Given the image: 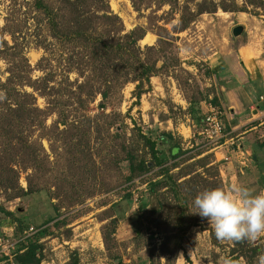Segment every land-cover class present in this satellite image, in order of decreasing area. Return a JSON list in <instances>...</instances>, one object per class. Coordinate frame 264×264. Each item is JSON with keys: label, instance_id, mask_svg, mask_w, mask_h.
I'll use <instances>...</instances> for the list:
<instances>
[{"label": "rangeland", "instance_id": "1", "mask_svg": "<svg viewBox=\"0 0 264 264\" xmlns=\"http://www.w3.org/2000/svg\"><path fill=\"white\" fill-rule=\"evenodd\" d=\"M109 2L112 10L121 17L126 30L136 25L146 29L147 35L142 41L139 40L141 47L157 44L158 30L155 25L162 24L159 18L163 11L168 10V5L151 12V8H155L153 5L138 15L131 6L130 0H109ZM113 2L117 4L116 9L112 5ZM238 2L240 4L242 0ZM7 6L8 0H2L0 26L4 23ZM259 12L258 15H254L246 11H224L218 7L213 13H202L187 29L172 32L177 37L167 47L168 51L177 56L180 65L169 71L159 69L158 75H155L157 77H154L152 81L150 78L151 89L141 94L139 99L133 96L135 82L129 81L111 94L105 108L98 106L101 99L99 94L90 100L84 111L80 110L76 114L75 119L79 121L76 128L58 123L59 130L65 129L63 134H59L51 141L41 137L40 142L46 157L44 156L45 159L39 171L28 168L19 178L20 184L26 187L25 176L30 174L33 182L41 187V191L6 199L0 190V204L13 212L12 215H6L0 211V240L7 239L9 244L16 248L19 241L32 232L42 231L46 226H50V233L41 234L40 241L43 242L44 257L40 264H68L73 251L77 252L78 264H117L116 260L108 256L101 234L102 226L109 220L103 217L112 205L113 208L109 212L117 218L115 231L111 235L112 250L121 256L125 264H149L150 255L155 256L157 252L153 251V248L158 246L159 242L156 243V241L159 240L146 239L147 228L139 215V207L145 205L151 208L157 204L154 194L148 191L145 180L154 177L158 167H153L127 183L125 176L129 173V165L127 161L121 159L124 152L120 143L124 140L126 144H130L132 139H138V132L155 137L162 130H169L174 134L173 140L179 142L183 148H190L193 144L192 152L203 147L207 148L203 137L198 134L203 125V115L199 108L200 103L195 100L200 97L206 98L207 93L218 85L219 79L217 77L216 80L212 76L209 62L216 63V59L225 52L235 55L238 52L236 47L242 42L258 43L257 47L259 46L264 57V13L262 10ZM175 22L176 20H173L165 26L171 30ZM236 24H242L245 29L239 37L241 39L238 40L232 36V27ZM148 35H151L152 39L145 41ZM4 38L11 43L8 34H5ZM53 48V50L50 49L51 52H48L34 43L25 48L24 55L29 64L26 69L29 70L32 80L48 73L53 76L51 84H56L64 75L67 76L62 69L64 60L57 51V46ZM250 54L253 56V52ZM163 60L165 58L160 57L158 67ZM6 66L5 60L0 59V71ZM76 76L75 72H69L68 78L74 79ZM25 89L32 91L27 85ZM35 94L38 105L43 107L46 100ZM186 99L193 100L191 106L197 112L193 113L197 121L194 126L190 120H187L190 115L187 108L190 105H186ZM183 104L187 107L185 110L182 108ZM164 111H168L169 116L174 120L173 126L171 122L161 120ZM83 112L92 117L101 113L109 116H98L93 118L92 122L84 123ZM224 116L225 114L222 115V120ZM56 118V114L49 115L45 124L50 126ZM181 122L185 125L189 124L195 134L188 137L189 129L183 126L180 132L176 126ZM109 123L111 125H108ZM31 128H33L31 129V140H33L39 129L35 126ZM77 129H85L86 135L81 138ZM263 138L264 136L261 140ZM257 140H249V144H255L256 151L258 150ZM50 142L52 148H50ZM230 146L233 147L229 150L230 157L217 155V158H220L216 161L218 167L221 163L231 160V154H234L240 163L236 161L234 174H232L233 170L229 173L223 170L224 186L237 184L253 190L254 194L264 191V167L259 165L264 164V147L261 156L256 158L254 149L248 156L240 153L239 143L230 144ZM140 154L150 159L149 153L145 154L141 151ZM164 155L166 158L169 157L166 151ZM128 184L131 196L126 198L124 188ZM56 212H60V215L45 224V221L53 218ZM19 219L26 224L25 228H18ZM55 223H58L57 226ZM30 227L33 228L32 232ZM211 231L214 230L209 226L208 220L203 225L189 228L184 238L183 250H179L175 264L181 254L183 258L179 260V264H190V262L221 264L222 259L228 255L229 244L232 241H219ZM140 232L144 233V239L138 241L135 236ZM251 243L260 245L264 252V236ZM184 253L189 261L184 257ZM163 262L164 259L161 258V264ZM237 262L248 264L244 258H240ZM0 264H8V262L2 260ZM253 264H259L257 257Z\"/></svg>", "mask_w": 264, "mask_h": 264}, {"label": "trees", "instance_id": "2", "mask_svg": "<svg viewBox=\"0 0 264 264\" xmlns=\"http://www.w3.org/2000/svg\"><path fill=\"white\" fill-rule=\"evenodd\" d=\"M130 3L138 15L153 5L155 8H151V12L164 5L169 6L159 18L162 24L155 25L157 44L141 47L139 40L147 35L146 29L136 25L126 30L121 17L110 7L109 0H8L4 23L0 26V59L7 63L6 68L0 71V190L6 199L41 191L30 174L25 176L26 187L20 184L19 178L28 168L39 171L46 157L40 138L46 137L51 141L63 134L65 129L59 130L58 123L76 128L79 123L75 119L76 114L84 111L90 100L99 94L98 106L105 108L111 94L129 81L135 82L133 96L139 99L141 94L151 89L150 77L158 75L159 69L169 71L180 65L177 56L167 47L177 37L172 32L187 29L202 13H213L218 7L224 11H246L254 15H258L260 10L264 13V0H242L240 4L238 0H130ZM173 20L176 22L169 30L165 24ZM5 34L10 36L11 43L4 38ZM31 43L48 52L57 46L64 60L62 69L67 76L64 75L56 84H51L53 76L48 73L32 80L24 55L25 48ZM160 57L165 60L158 67ZM69 72H75L77 76L69 79ZM26 85L32 91L25 89ZM35 93L46 100L43 107L38 105ZM191 105L192 102L188 112L192 115L194 109ZM51 114H56L57 118L47 126L45 122ZM98 116L109 115L101 113L92 117L82 113L84 123L92 122ZM33 126L39 132L31 140ZM77 131L81 138L87 133L85 129ZM173 135L169 130H162L155 137L138 132V139H132L130 144L124 140L120 143L124 152L121 159L129 165V173L125 176L127 183L158 167L154 177L145 180L157 204L151 208L139 207V215L147 228L146 239L159 240L156 241L158 246L153 248L157 252L155 256L150 255L149 264H161V258L164 259L163 264H175L179 250H183L188 229L207 221V218L195 214L198 211L194 206L196 196L206 189L224 186L210 148L192 152L194 144L183 148L173 140ZM263 147L264 138L258 139V150L254 151L256 158L261 156ZM141 151L149 153L150 159L140 154ZM259 165L264 167V164ZM124 189V197H130L129 184ZM112 208L111 205L103 217L109 220L102 226V239L108 256L117 264H125L110 244L117 224V218L109 212ZM0 211L6 215L13 214L1 204ZM59 215L60 212H56L45 224ZM25 227L26 224L19 219L18 228ZM44 232L50 233V226L19 241L12 252L14 264L41 263L44 254L40 239ZM211 233L215 235L214 231ZM135 238L138 241L144 239V233L136 234ZM229 247L227 257L235 261L244 258L248 264H253L262 253L260 245L246 239L232 241ZM184 257L189 261L186 253ZM7 259L0 254V261ZM78 260L77 252L73 251L68 264H78Z\"/></svg>", "mask_w": 264, "mask_h": 264}, {"label": "crops", "instance_id": "3", "mask_svg": "<svg viewBox=\"0 0 264 264\" xmlns=\"http://www.w3.org/2000/svg\"><path fill=\"white\" fill-rule=\"evenodd\" d=\"M244 30L243 26L242 34ZM240 36L234 39H241L239 38ZM257 45L258 43H239L238 47H236L238 52L235 55L231 52H225L216 59V63L212 64L209 62L212 76L216 80L217 77L219 79L218 85L217 87L215 86L214 90L207 93L206 98L208 99L200 97L195 100L200 103L199 108L202 110V115L208 103L217 106L221 110L222 115L225 114V118L222 120L225 138L221 140L219 146L211 150L214 154L215 162L220 159L217 158L218 154L230 157L229 150L230 148L233 149L230 146L231 142L239 143L240 153H245L249 156L252 150H255V144H249V140L261 139L264 136V119L261 118V112L264 111V57ZM250 52H253V56ZM154 77L157 76L150 77L151 81ZM260 96H263V99H260ZM191 102L193 100H185L187 106ZM182 108L185 110L187 107L183 104ZM194 112L197 113L196 110ZM163 113L161 120L171 122L170 124L173 126L174 120L169 116L168 111H164ZM190 115L187 120H190L192 126H194L196 121L194 119L195 116L192 114L191 117ZM177 124L176 128L180 132L182 126L189 129L188 137L195 134V131L189 124L185 125L182 122ZM190 142H192V139H190ZM235 157L234 154H231V160L219 165L221 177L224 174L223 170L228 173L233 170L232 174H234L235 163L238 161Z\"/></svg>", "mask_w": 264, "mask_h": 264}, {"label": "clouds", "instance_id": "4", "mask_svg": "<svg viewBox=\"0 0 264 264\" xmlns=\"http://www.w3.org/2000/svg\"><path fill=\"white\" fill-rule=\"evenodd\" d=\"M194 206L198 209L195 214L207 218L219 241L239 242L246 239L254 242L264 236V191L254 194L253 190L237 184L218 186L200 192ZM182 258L181 254L176 264ZM257 259L259 264H264V252ZM221 264L238 262L226 257Z\"/></svg>", "mask_w": 264, "mask_h": 264}, {"label": "built area", "instance_id": "5", "mask_svg": "<svg viewBox=\"0 0 264 264\" xmlns=\"http://www.w3.org/2000/svg\"><path fill=\"white\" fill-rule=\"evenodd\" d=\"M260 99H263V96H260ZM221 115L222 112L217 106L211 103L207 104L206 110L203 113V125L198 131V134L203 137L204 144L207 145L210 150L219 146L221 140L225 138L224 124ZM261 118L264 119V111L261 112ZM230 144L234 145L235 142H231ZM29 229L31 231L33 228L30 227ZM14 249V245L9 244L7 239L0 240V254L8 257V264H14L12 261V252Z\"/></svg>", "mask_w": 264, "mask_h": 264}, {"label": "water", "instance_id": "6", "mask_svg": "<svg viewBox=\"0 0 264 264\" xmlns=\"http://www.w3.org/2000/svg\"><path fill=\"white\" fill-rule=\"evenodd\" d=\"M242 31H243V25L237 24V25L233 26L232 27L233 38H237L238 36H240L242 34Z\"/></svg>", "mask_w": 264, "mask_h": 264}, {"label": "bare ground", "instance_id": "7", "mask_svg": "<svg viewBox=\"0 0 264 264\" xmlns=\"http://www.w3.org/2000/svg\"><path fill=\"white\" fill-rule=\"evenodd\" d=\"M112 5H113L114 9L117 8V4H116L115 2H113ZM241 15H243V14H241ZM247 17H248V16H247ZM150 38H151V35H148V36L146 37L145 41L149 40ZM151 39H152V38H151Z\"/></svg>", "mask_w": 264, "mask_h": 264}]
</instances>
